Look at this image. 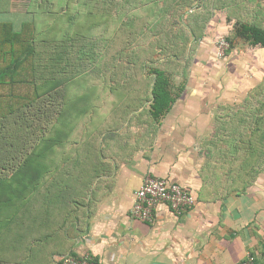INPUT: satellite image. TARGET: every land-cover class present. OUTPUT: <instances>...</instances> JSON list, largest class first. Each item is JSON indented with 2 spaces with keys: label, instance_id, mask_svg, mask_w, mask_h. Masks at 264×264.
I'll return each mask as SVG.
<instances>
[{
  "label": "crops",
  "instance_id": "crops-1",
  "mask_svg": "<svg viewBox=\"0 0 264 264\" xmlns=\"http://www.w3.org/2000/svg\"><path fill=\"white\" fill-rule=\"evenodd\" d=\"M140 3L143 34L164 37L165 48H183L171 59L176 100L158 121L104 134L101 172L77 216L32 227L33 261L62 264L72 254L99 264H240L251 254L264 264V156L233 155L235 139L221 135L218 122L264 82V46L233 36L241 20L230 15L227 0ZM228 35L233 46L221 58L217 42ZM240 164L245 169L238 172ZM148 174L187 188L194 207L177 215L163 203L151 222L134 218L136 192ZM10 232L6 246L14 240ZM27 241H19L22 253Z\"/></svg>",
  "mask_w": 264,
  "mask_h": 264
},
{
  "label": "trees",
  "instance_id": "trees-1",
  "mask_svg": "<svg viewBox=\"0 0 264 264\" xmlns=\"http://www.w3.org/2000/svg\"><path fill=\"white\" fill-rule=\"evenodd\" d=\"M140 2L121 0L118 35L124 48L129 47L130 38L139 34L148 41L144 45L136 40V45L146 51L145 58L136 61L138 70H134L133 77L145 81L142 86L147 87L149 118L158 121L176 100L171 59L183 48H165L164 37L150 40L143 34ZM7 8L0 5V264H35L32 246L38 236L33 228L40 220L50 224L60 220V215L65 221L77 216L84 196L100 175L101 144L106 132L97 136L92 133L91 139L83 143H69V135L63 141L65 130L61 126L65 121L62 122V110L58 111L60 88L67 81L63 78L80 70L78 64L87 58L81 48L88 44L79 41L84 46L74 56L72 50L66 49H75L78 44L70 34L64 35L67 39L62 43L49 39L39 43L35 19L12 17ZM233 36L264 46V27L258 24L237 22ZM225 37L230 42L228 54L233 39ZM42 46L48 48L44 53L40 51ZM154 56L160 61L155 63ZM250 94L228 120L218 118L225 130L221 135L234 137L232 152L239 159L245 154L264 156V98H258L264 97V82ZM244 169L245 165L240 164L238 172ZM7 229L14 239L8 246L4 245ZM22 238L28 239L24 253L19 242Z\"/></svg>",
  "mask_w": 264,
  "mask_h": 264
},
{
  "label": "rangeland",
  "instance_id": "rangeland-1",
  "mask_svg": "<svg viewBox=\"0 0 264 264\" xmlns=\"http://www.w3.org/2000/svg\"><path fill=\"white\" fill-rule=\"evenodd\" d=\"M0 5L7 6L12 17H33L38 26L39 43L42 39L62 43L67 39L64 35L70 34L78 44L75 49H66L72 50L74 56L79 47L84 46L79 45V41L88 44L81 48L87 52V58L78 64L80 70L63 78L67 81L60 88L58 111L62 110V122L65 121L61 126L65 130L63 141L69 135V143H83L91 139L92 133L102 135L109 128L132 132L134 127L148 122L147 87L142 86L143 79L133 77L134 70H138L136 61L144 59L146 51L136 45V40L144 45L148 41L140 34L128 37L131 42L124 48L118 35L121 0L105 3L99 0H0ZM227 6L232 17L264 27L262 0H227ZM47 49L42 46L40 51L44 53ZM158 60L154 56V62Z\"/></svg>",
  "mask_w": 264,
  "mask_h": 264
},
{
  "label": "built area",
  "instance_id": "built-area-1",
  "mask_svg": "<svg viewBox=\"0 0 264 264\" xmlns=\"http://www.w3.org/2000/svg\"><path fill=\"white\" fill-rule=\"evenodd\" d=\"M217 54L223 58L230 49L227 38L221 37L217 42ZM196 197L182 185L171 182L166 178L148 174L142 186L136 192L135 202L131 213L134 218L151 222L155 210L160 204L166 203L177 215L188 212L196 204ZM62 264H99L92 256L77 257L72 254L64 256ZM240 264H255L254 257L248 254Z\"/></svg>",
  "mask_w": 264,
  "mask_h": 264
}]
</instances>
